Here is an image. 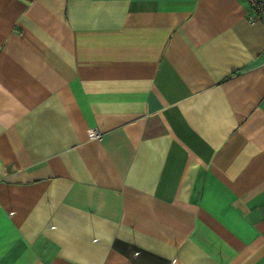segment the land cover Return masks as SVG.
Instances as JSON below:
<instances>
[{"label":"crops","instance_id":"0c3cea01","mask_svg":"<svg viewBox=\"0 0 264 264\" xmlns=\"http://www.w3.org/2000/svg\"><path fill=\"white\" fill-rule=\"evenodd\" d=\"M248 8L0 0V264H264Z\"/></svg>","mask_w":264,"mask_h":264},{"label":"built area","instance_id":"2783aa9c","mask_svg":"<svg viewBox=\"0 0 264 264\" xmlns=\"http://www.w3.org/2000/svg\"><path fill=\"white\" fill-rule=\"evenodd\" d=\"M249 6L247 17L250 21H260L264 23V0H245ZM88 139L102 138V133L95 127L88 128L86 131Z\"/></svg>","mask_w":264,"mask_h":264}]
</instances>
